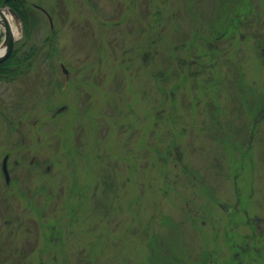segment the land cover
<instances>
[{"label": "rangeland", "instance_id": "1", "mask_svg": "<svg viewBox=\"0 0 264 264\" xmlns=\"http://www.w3.org/2000/svg\"><path fill=\"white\" fill-rule=\"evenodd\" d=\"M30 1L48 10L53 19V27L47 14L36 9L37 21H34L36 23L27 40L29 44L34 43L41 46V50L37 52L31 69L16 79L0 81V168L3 150H30L25 159L21 161L22 164L20 162L21 165L15 168L14 175L20 176L22 181L29 179L31 185H35L32 186L31 193L37 191V188L38 191L33 197H28L30 199L23 196L24 192H20L21 195L13 192V196L10 195L8 198L0 197V264H42L39 249L44 246L48 232L43 231L42 221L58 217L64 204L63 201L67 197V187L71 182V176L69 169L65 168V147L71 145L75 128H71L73 126L70 116L62 117L60 120H58L60 117L49 119L52 111L48 112L49 107L47 106L51 103H67L70 105L71 115L74 113V106L80 107L76 99V87L72 83L76 74L84 73L77 72L79 67L87 69L86 71L94 70L99 74L109 72L111 76L122 78L123 73H126V70H123V50L133 46L134 51L139 49L135 43L138 39L137 29L143 17L146 18L148 14L146 11L142 12L133 7L131 0H92L96 9L90 7L89 0ZM192 1L151 0V4L160 8V20L165 23L160 47L161 67L166 71L175 68L174 64H169V55L175 54L173 49H168L173 40L174 25L185 23L184 4ZM174 4L176 5L175 11ZM173 12L177 15L175 16ZM220 12L224 13L228 10ZM150 13L149 18H152L153 11ZM226 16L217 19L214 26L226 24ZM14 22L20 25L15 47H22L26 41L24 25L22 21H17L15 18ZM129 28L132 32L128 34L127 29ZM0 30L3 33L1 26ZM54 31L56 48L46 41L50 36L53 37ZM166 47L168 50L164 53ZM48 52H51L49 57ZM62 62L67 66L68 74L61 70L64 65ZM53 66L57 69L55 73L60 80L56 81L61 84V89H65L57 92L53 98L47 99L46 94L50 93L49 97H51L58 88L55 83L49 86L45 81H41V71L42 68L49 69ZM133 67L139 70L138 63H135ZM244 67L249 75L255 73L252 77L257 80L258 85L264 88V72L260 64L255 63V58L247 59ZM252 77L243 79L247 93L252 91L250 83ZM112 85H114L113 80ZM141 86L139 80H133L130 82L129 92L137 111L140 112L144 106L142 112L146 115L151 110L146 102L140 100ZM115 88H113V94ZM219 96L218 98L217 90L210 93V99L214 100L212 104L220 105L219 100L226 101L224 96L220 94ZM110 100L108 94L98 90L93 106L91 108L89 104L88 111L95 112L99 117V110ZM83 106L85 107L86 103ZM220 108L222 111L225 110V106ZM185 110L187 111L186 120L189 119L190 122L186 123L188 136L184 138V147L182 146L185 153L184 159L194 166L199 178L204 176L207 189L197 184L199 181L185 177L181 167H175L173 163L165 166L152 164L153 147L150 140L157 143L154 140L156 136L149 128L152 124L149 122L143 124L145 138L142 142L137 128L138 119L135 120L132 117L134 115L131 111L128 114L129 124L124 125L122 130L115 125L114 118L103 117L98 120L99 126H109L106 137H100L96 133L99 127L92 122L86 125L85 139L88 146L97 140L99 145L97 151L104 152L103 159L117 161L112 165L109 163L103 165L102 173L106 176V180H100L102 185L98 187L97 197L93 198L92 192L90 193V201L92 200L95 214L93 216L90 212L87 214V223L92 234L81 224L77 231L73 233L72 230L71 235L70 230H66L72 249H70L71 254L65 257V264H149L148 258L150 259L153 253H158V264H170L164 255L166 247H169L176 256V264H179L178 260L183 259L182 264H201V252L206 246L218 252L217 259L220 264L226 261L225 264H232L233 253L226 241L225 230L230 229L234 222L239 223L237 228L241 233L246 234L254 230V233L261 237L258 238V245L263 247V256L252 264H264V230L259 231L257 226L254 227L256 229L249 227L245 224V220L240 219L241 217L236 220L231 219L226 208H223V205L234 206L237 196L232 168L228 166L229 156L225 155L226 152L212 138L217 130L210 116L216 112L217 107H200V110H196L193 104V107H186ZM181 112L182 106L179 114L183 116ZM194 116L209 120L208 137L205 138L204 134L199 131V122H192ZM6 118H10L15 125L20 126L22 136L16 130L9 133L10 122H6ZM57 121L68 129L58 132ZM164 129L165 127L162 126L159 138L160 147L162 150H173V144L170 147L171 140L168 135L165 136ZM62 135L65 136V141ZM256 138L253 142L256 147V161L253 164L255 165L254 170L251 172L252 183L255 185L253 193L256 199L252 196L251 198L242 197V206L247 208L252 215L258 214L264 217V125ZM122 150H130L128 151L129 160L133 158L136 164L140 163L142 173H140L139 182L136 177L126 182L123 176L121 180V174L125 170L124 162H121ZM17 153L15 151L13 158H18ZM32 157L36 159L33 165L30 163ZM59 159L63 161L59 162ZM51 162L53 165H50L49 173L43 171V168ZM251 169L252 167L247 168V173ZM130 171H132L131 168ZM130 171L128 172L132 174ZM1 175L0 171V179ZM247 179L250 180V177ZM241 182L245 195H249V183L245 181V178ZM170 183H174L173 189L168 194L162 195V185L166 187ZM42 186H44L43 189H41ZM0 190H3V186H0ZM13 190L18 192V190ZM139 193L143 196V200L132 204L131 200L134 197L137 199ZM107 198L109 201L106 200ZM30 202L34 205L31 206ZM108 207L112 213L109 214L108 220H105L104 208ZM137 208L140 209L139 213L135 212ZM193 211L204 214L198 220L199 224L204 218L206 223L203 225L201 234L186 217ZM166 217H170L177 225L170 224ZM260 223L264 228V219ZM215 225L218 236L213 228ZM126 229L134 230L127 234ZM142 230H144L143 236ZM155 231L167 244L154 246L153 233ZM96 237L101 242L94 243ZM205 238H208V241ZM111 253L114 256H111ZM152 261L156 262L155 256ZM50 264H61V261H53Z\"/></svg>", "mask_w": 264, "mask_h": 264}, {"label": "flooded vegetation", "instance_id": "2", "mask_svg": "<svg viewBox=\"0 0 264 264\" xmlns=\"http://www.w3.org/2000/svg\"><path fill=\"white\" fill-rule=\"evenodd\" d=\"M88 3L90 7L96 9V5L93 4L92 0H89ZM131 4L138 10H142V12H148V14L146 18L143 17L137 29L138 39L135 43L139 49L134 51L133 46L123 50V70H126V73H123L122 78L111 76L109 72L99 74L95 73L94 70L86 71L87 69L79 67L77 72L82 71L84 73L76 74L72 83L76 87V99L80 107L76 108L74 106V113L71 115V112H69L70 105L67 103H51L47 106L49 107L48 112L52 111L49 114V119L60 117L58 119L60 120L62 117L70 116L73 126L71 128H75V131L71 139V145L68 147L64 146L66 148L65 168L69 169L71 176V182H69L67 187V197L63 201L64 204L60 209V213H58V217L48 219L49 221H42L43 231H48L45 244L39 249L41 251L40 259L42 264H50L53 261H61V264H65V257L69 256V253L71 254L70 249H72L70 246L71 240L66 234V230H70L69 234L71 235L72 230L74 233L81 224L92 234V230L87 223V214L89 212L92 216L95 214L92 200L90 201V193L92 192L93 198L97 197V190L101 184L100 180H106V176L102 173L103 165L107 163L112 165L117 161L103 159L105 156L104 152L97 151V146H99L97 140L88 146L85 139L87 136L86 125L92 122L96 127H99V131H96V133L100 137H106L109 126H99L98 120L103 117L114 118L115 125L120 130L124 128V125L129 124L128 114L130 111L134 115L132 117L135 120L138 119L137 128L140 132V137H142V142L145 138L143 124L147 122L152 124L149 128L152 129L153 135L156 136L154 140L157 142L150 140V144L153 147L152 164L154 166H165L173 163L175 167H181L185 177H191L194 181H199L197 184L207 189L204 176L199 178L193 168L194 166L184 159L183 140L188 136L186 123L190 122L189 119L186 120L187 111L185 108L193 107V104H195L196 110H200V107H217L216 112L210 116L217 130V133L212 138L226 152L225 155L228 154L229 156L228 166L232 168L233 183L237 196V202L234 206L223 205V208H226L231 219L236 220V218L241 217L240 219L245 220V224L249 227L254 228L257 226L259 231L264 230L260 223L264 217H260L258 214L252 215L247 208L242 206V197L251 198L250 196H252L256 199L253 193L255 185L252 183L251 176V172L255 167L253 164L256 161V147L253 142L264 125V88H262V85H258L257 80L252 77L255 73L253 72L249 75L244 67L246 60L254 57L255 63L257 65L260 64L264 72V0H193L190 3L186 2L184 4L185 23L174 25L173 40L168 48L169 50L173 49L175 54L169 55V64L175 65V68L171 71H166L161 67L162 51L160 41L165 23L160 20V8L151 4V0H131ZM36 7L49 17L47 9L40 6ZM175 10L176 5L174 4ZM221 10H228V12L221 13ZM152 11V18H149ZM173 13L175 16L177 15L176 12ZM225 15H227L226 24L214 26V22ZM127 30L128 34L132 32L131 28ZM48 44L51 45V42ZM168 49L166 47L164 53ZM47 55L48 57L49 55L51 56V52H48ZM47 55L46 58L49 59ZM35 60L36 57H34L32 62H35ZM62 63L64 64V62ZM135 63L139 64V70L133 67ZM31 67L25 68L24 72L19 74H10L8 79L2 77L0 81L16 79L31 69ZM66 67L64 64L61 70L68 74ZM55 70L57 69L53 66L49 69L42 68L41 71L42 77L40 80L45 81L49 86L51 83H55L58 88L51 97H49L50 93H47V99L53 98L57 95V92L65 89L60 88L61 84L57 82L60 80L57 78ZM245 77H252L250 82L252 91L250 93L245 90L243 82ZM69 78L68 80H70ZM112 80L114 85H112ZM133 80L141 82L142 86L139 96L140 100L146 102L147 106L150 107L151 112L149 114L145 115L142 112L144 106L139 112L132 103L129 85ZM113 88H115L114 94L112 93ZM98 90L108 94V97L111 98L109 103L99 110V117L96 116L95 112L91 113L88 111L89 104L91 108L93 106ZM214 90H217L218 98L220 94L225 97L226 101L219 100L220 105L212 104L214 100L210 99V93ZM85 103L86 106L84 107L83 104L85 105ZM181 106L183 116L179 114ZM221 106H225V110L222 111ZM113 108L114 110H112ZM193 118L192 122H199V131L204 134L205 138L208 137L207 127L209 120L201 116H194ZM181 120L182 122H180ZM5 121L10 122L9 133L16 130L21 134L20 136L23 135L20 126L15 125L13 120L6 118ZM132 121L136 123V121ZM20 122L19 120V124ZM57 122L58 132L68 129L59 121ZM162 126L165 127V136L168 135L171 140L170 147L173 144V150H162L160 147L161 140L159 138ZM44 131L46 130L44 129ZM62 138L65 141V136L62 135ZM62 150L64 149L62 148ZM15 151L18 152V158H13ZM128 151L130 150H122L121 152V162H124L125 168L124 173L121 174V180L123 176L126 182L131 181L132 177H136L139 182L140 173H142L141 165L140 163L136 164L133 158L129 160ZM29 152L30 150H3L2 154H4L0 168L2 174L0 186H3V190H0V197L8 198L10 195L13 196V192L19 194L24 192L23 196L30 199L28 197H33L37 193L38 188L37 191L31 193V188L35 185H31L29 179L22 181L20 176L14 175L15 168L22 164L21 161L25 159ZM107 154L109 153L107 152ZM62 161L63 159H59V162ZM20 162L21 164H19ZM34 162H36V159L32 157L30 163L33 165ZM50 165L52 166L53 162L46 165L43 171L49 173ZM251 167L252 169L247 173V168ZM130 168L132 171H130ZM128 171L132 172V174ZM247 177H250V180ZM244 178L250 185L249 195H245L244 186L241 184ZM173 186L174 183H170L166 187L162 185L161 194H168L173 189ZM43 188L44 186L41 187V189ZM13 189L18 190V192ZM141 196L139 193L137 199L134 197L131 200L132 204H137L143 200V196L142 199ZM106 200L109 201L108 198ZM29 204L31 206L34 205L31 202ZM36 209L38 210L37 207ZM104 212L105 220H108L109 214L111 215L112 213L110 212V207L104 208ZM135 212L139 213L140 209L137 208ZM202 215L204 214H198L193 211L186 216L200 234L203 231V225L206 224L204 218L198 224L199 217ZM166 219L170 224L177 225L170 217H166ZM166 219L165 222H167ZM83 222L85 223L83 224ZM238 225L239 223L234 222L231 224L230 229L225 230L226 241L233 253L232 264H252L263 256V247L258 245L260 236L254 233V230L246 234L241 233L237 228ZM215 227L216 225L213 228L218 236V231ZM131 230L128 231L126 229L125 232L128 234ZM141 234L142 236L144 235V230H142ZM240 237H242L241 240ZM205 239L208 241V238ZM98 241L96 237L94 243L97 244ZM162 243L165 242L155 231L153 233L154 246H160ZM217 253V251L206 246L201 252L200 263L220 264L217 259ZM164 255L168 258L170 264H176L177 258H175L176 256L173 255V251L169 247L164 248ZM111 256H114V254L111 253ZM154 256L156 257V262L152 261ZM158 257V253L150 255V259L148 258L150 260L149 264H158ZM178 261L179 264H182L181 261L184 263V259ZM225 263L227 261L223 264Z\"/></svg>", "mask_w": 264, "mask_h": 264}, {"label": "trees", "instance_id": "3", "mask_svg": "<svg viewBox=\"0 0 264 264\" xmlns=\"http://www.w3.org/2000/svg\"><path fill=\"white\" fill-rule=\"evenodd\" d=\"M3 4L17 12L20 20L23 22L26 38V41L24 42L25 44L22 47H15L13 53L7 59L0 62V78L3 77L8 79L10 74H19L24 72L25 68L31 67L33 65L32 60H34L36 52L41 50V46L34 43H28L32 27L36 23H34V21H37V8L34 4L30 0H0V6ZM52 35L53 37L50 36V38L46 41L47 43L51 42V46L56 48L54 39L55 31ZM2 36L3 33L0 30V41L2 40ZM27 45H29L28 48ZM14 67L16 68L13 69Z\"/></svg>", "mask_w": 264, "mask_h": 264}, {"label": "water", "instance_id": "4", "mask_svg": "<svg viewBox=\"0 0 264 264\" xmlns=\"http://www.w3.org/2000/svg\"><path fill=\"white\" fill-rule=\"evenodd\" d=\"M6 10L10 11L17 21L20 20L19 15L14 9L6 6L5 4L0 6V16H1L0 25L3 26V30H4L3 45L5 46V50L2 53H0V62L7 59L11 55L14 49L15 41H16L14 30L12 26L10 25V23L4 17V11ZM50 19L52 20L51 17Z\"/></svg>", "mask_w": 264, "mask_h": 264}, {"label": "bare ground", "instance_id": "5", "mask_svg": "<svg viewBox=\"0 0 264 264\" xmlns=\"http://www.w3.org/2000/svg\"><path fill=\"white\" fill-rule=\"evenodd\" d=\"M4 17L10 23V25L12 26V28L14 30V34L17 37L18 31L20 30V25L15 24L14 16L11 14L10 11H8V10L4 11ZM4 50H5V46L3 44H0V53H2Z\"/></svg>", "mask_w": 264, "mask_h": 264}]
</instances>
